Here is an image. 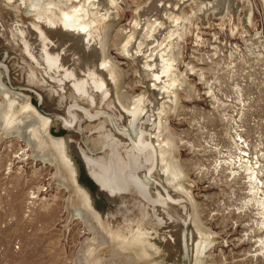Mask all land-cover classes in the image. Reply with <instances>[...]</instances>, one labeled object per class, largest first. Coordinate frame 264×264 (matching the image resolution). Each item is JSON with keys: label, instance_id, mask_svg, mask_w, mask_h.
<instances>
[{"label": "rangeland", "instance_id": "rangeland-1", "mask_svg": "<svg viewBox=\"0 0 264 264\" xmlns=\"http://www.w3.org/2000/svg\"><path fill=\"white\" fill-rule=\"evenodd\" d=\"M146 1L121 0L117 13L112 10L106 18V24H113L108 32L107 52L121 68L122 82L116 91L125 94L124 101L139 94L146 96V85L155 83L151 72L141 67L145 58L139 57L135 62L120 51L123 39L133 31L135 10ZM224 2L216 5L219 10L205 11L192 3L182 10L187 20L176 26L182 35L170 41L180 45V49H171L179 53L175 73L179 86L175 84L173 90L180 100L175 111L168 113V125L178 150L177 159L187 176L184 186L191 190L201 222L213 237L214 245L205 252L203 263L264 264V219L250 200L252 184L262 183L264 191V2ZM0 20H4L5 27L3 35L0 33V71L2 66L7 68L3 78L6 89L32 97L31 102L41 115L64 117L66 106L77 101L71 86L65 83L60 89V84L45 75L43 67L20 51L21 44L14 41L9 31L11 24L2 10ZM172 20L165 21L166 30L174 29ZM164 39L161 36L163 44L167 43ZM113 91L104 101L114 98ZM3 97L0 94V264H122L118 260L97 263L96 256L108 259L110 253L103 250L93 256L88 247L92 235L88 225L75 215L82 205L69 172L58 165L52 147L31 137L28 144L26 135L30 130L25 124L32 120L31 116L25 110L20 112L18 102L13 105L17 110L11 111ZM96 124L84 121L86 137L81 138L76 132L70 136L82 148L87 144L94 156L106 157L108 151L99 150L105 138L94 133ZM105 128L120 136L110 124ZM50 133L54 137L69 134L63 127L59 131L52 128ZM79 167L78 183L90 191L97 211L101 215L106 212V227V222H115V218L124 223L122 215L97 196L96 187L80 162ZM251 175L257 180L251 182ZM127 201L134 202L132 198ZM182 201L190 211L187 201ZM140 216L141 210L136 206L126 220ZM187 218L185 229L189 233L191 224ZM145 223L154 226L165 239L159 243V253L154 255L152 251L150 259L133 264H185L180 235L170 233V239V228ZM191 255L189 247L188 264Z\"/></svg>", "mask_w": 264, "mask_h": 264}, {"label": "bare ground", "instance_id": "bare-ground-1", "mask_svg": "<svg viewBox=\"0 0 264 264\" xmlns=\"http://www.w3.org/2000/svg\"><path fill=\"white\" fill-rule=\"evenodd\" d=\"M224 1L147 0L138 6L136 18L131 23L133 31L126 34L120 51L135 62L139 57L145 58L141 67L151 72L155 83L146 85V96L139 94L136 98L131 97V101H124L127 99L125 94L116 91L122 82L121 68L114 63L106 47L108 32L113 26L109 21L106 24V18L109 19L112 10L117 13L121 0H0V10L11 24L9 31L14 41L21 44L20 51L43 67L45 75L60 84V89L69 83L77 96V101H71L66 106L64 117H46L32 104V97L6 89L3 78L7 68L1 67L0 94L7 98L11 111L17 110L13 105L18 102L20 112L25 110L32 118L25 124L30 130L28 135L25 134L28 144L31 138H36L41 145L52 147L58 165L61 164L69 172L82 205L75 215L88 225L92 235L88 247L93 256L103 250L110 253L108 259L96 256L97 263H116L118 260L122 264H133L150 259L154 253H159V243L165 239L153 226L160 225L170 228L167 234L170 239V233L174 232L180 235L184 248L189 250L191 247V264H205L204 254L212 249L213 237L201 222L191 190L184 186L187 176L177 159L178 150L168 125V113L175 111L180 100L176 90H173V86L178 85L175 73L178 71L176 61L179 53L171 50L180 49V45H172L170 41L182 35L177 32L176 26L187 20L182 12L185 6L192 3L207 11L218 9L216 5ZM223 12H226L225 9ZM166 20H172L174 29L166 30ZM4 28V20H0L1 34ZM161 36L167 39V43L163 44ZM154 46L158 49L155 50ZM111 90H114V98L104 101L110 98ZM37 97L40 98L39 95ZM21 121L22 118L19 119ZM84 121L97 123L93 130L97 137L105 138L100 142L99 150L108 151L106 157L94 156L93 149L87 144L82 148L70 136L71 132H76L81 138L86 137L82 129ZM108 124L121 137L107 132L105 125ZM60 127L69 134L60 137L51 135L52 128L59 131ZM41 132L43 135L40 137L38 134ZM78 161L88 178L95 183L104 204L112 205L122 215L120 218L124 223L115 218V222L107 221L106 227L103 222L107 218L106 212L104 216L97 211L90 191L78 183ZM254 175L249 177L253 180L251 182L257 180ZM250 192V200L261 210L264 219L262 183L252 184ZM129 198L134 202L129 203ZM182 199L187 201L190 211L183 205ZM136 206L141 210V216L126 220ZM104 210L106 208L103 207ZM188 216L191 224L189 233L185 229ZM145 221H150L153 227L146 226ZM84 251L86 253L87 250Z\"/></svg>", "mask_w": 264, "mask_h": 264}, {"label": "water", "instance_id": "water-1", "mask_svg": "<svg viewBox=\"0 0 264 264\" xmlns=\"http://www.w3.org/2000/svg\"><path fill=\"white\" fill-rule=\"evenodd\" d=\"M85 171V170H84ZM79 173H80V169L78 168V177H79ZM94 186L96 187V185H95V183H94ZM96 192H97V188H96ZM98 193V192H97ZM97 196L98 197H101V195L100 194H97ZM92 198H93V196H92ZM94 199V198H93ZM94 202V201H93ZM93 206H94V204H93ZM184 250H185V264L187 263L188 264V260H189V256H188V249L187 248H184Z\"/></svg>", "mask_w": 264, "mask_h": 264}]
</instances>
